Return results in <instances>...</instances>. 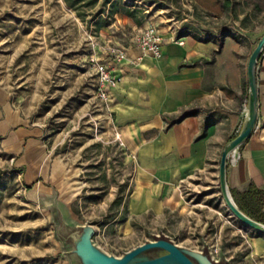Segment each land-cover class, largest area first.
Listing matches in <instances>:
<instances>
[{
	"label": "rangeland",
	"instance_id": "1",
	"mask_svg": "<svg viewBox=\"0 0 264 264\" xmlns=\"http://www.w3.org/2000/svg\"><path fill=\"white\" fill-rule=\"evenodd\" d=\"M232 1L221 14L199 16L194 0H0V86L43 127L49 159L61 165L42 194L0 145V264H72L61 233L70 222L92 224L94 241L115 255L160 233L182 247L208 245L225 264H263L252 242L264 234L237 219L222 198L221 143L183 175L179 207L131 215L135 153L119 136L111 102L97 94L92 62L117 68L112 49H127L138 31L118 13L144 8L174 31L229 33L250 55L264 33V6Z\"/></svg>",
	"mask_w": 264,
	"mask_h": 264
},
{
	"label": "crops",
	"instance_id": "2",
	"mask_svg": "<svg viewBox=\"0 0 264 264\" xmlns=\"http://www.w3.org/2000/svg\"><path fill=\"white\" fill-rule=\"evenodd\" d=\"M223 1L194 0L197 15L223 13L233 3L230 0L223 8ZM251 1L264 6V0ZM150 10L125 9L127 15L118 14L135 30L150 23L159 26L162 56L136 60L138 50L131 42L126 57L114 71L110 69L118 80L109 98L116 128L135 153L138 166L128 203L131 215L162 213L181 205L178 187L183 175L202 167L208 151L215 144L224 145L235 125L240 129L248 97L246 44L229 33L208 36L174 31L170 25H158L162 17ZM175 36L183 44L173 41ZM257 85L258 125L232 157L228 171V183L238 191L250 183L264 190V54L257 68ZM0 145L25 181L42 194L47 192L44 183L50 176L61 174L60 163L50 161L47 154L43 127L13 104L3 86ZM252 248L264 264V237H254Z\"/></svg>",
	"mask_w": 264,
	"mask_h": 264
},
{
	"label": "water",
	"instance_id": "3",
	"mask_svg": "<svg viewBox=\"0 0 264 264\" xmlns=\"http://www.w3.org/2000/svg\"><path fill=\"white\" fill-rule=\"evenodd\" d=\"M264 54V33L251 51L246 65L248 97L244 119L238 132L222 147L218 164V180L222 198L232 214L245 225L264 234V223L244 213L236 204L228 183V171L233 166L230 158L250 139L258 125L259 94L257 68ZM246 190V189H245ZM244 191V190H243ZM264 212V204H263ZM64 231L70 245L69 255L72 264H225V258L216 257L210 246L203 245L200 250L177 245L164 234L153 235L151 240L115 255L105 251L93 239L96 230L90 223H65Z\"/></svg>",
	"mask_w": 264,
	"mask_h": 264
},
{
	"label": "built area",
	"instance_id": "4",
	"mask_svg": "<svg viewBox=\"0 0 264 264\" xmlns=\"http://www.w3.org/2000/svg\"><path fill=\"white\" fill-rule=\"evenodd\" d=\"M173 41L178 44H183L182 39L173 37ZM132 43L138 50L136 60L143 58L158 59L162 56V46L164 39L159 26L156 24H147L137 31L132 37ZM111 53L114 55V59L118 62L122 61L126 57L125 49H112ZM95 72L98 76L97 94L101 99H109L111 96V90L117 85V78L111 72L106 62H100L92 60ZM214 255L216 256L217 250L214 249Z\"/></svg>",
	"mask_w": 264,
	"mask_h": 264
},
{
	"label": "trees",
	"instance_id": "5",
	"mask_svg": "<svg viewBox=\"0 0 264 264\" xmlns=\"http://www.w3.org/2000/svg\"><path fill=\"white\" fill-rule=\"evenodd\" d=\"M230 0L223 1V8L229 6ZM231 194L238 207L249 217L264 223V190L250 183L246 190L231 189Z\"/></svg>",
	"mask_w": 264,
	"mask_h": 264
},
{
	"label": "bare ground",
	"instance_id": "6",
	"mask_svg": "<svg viewBox=\"0 0 264 264\" xmlns=\"http://www.w3.org/2000/svg\"><path fill=\"white\" fill-rule=\"evenodd\" d=\"M244 111H245V110H244ZM235 154H237V152H236V151H235V152H233V156H234ZM233 156H232V157H233Z\"/></svg>",
	"mask_w": 264,
	"mask_h": 264
}]
</instances>
